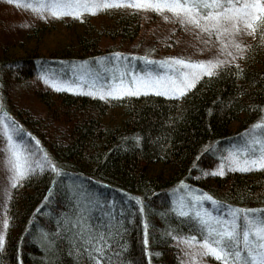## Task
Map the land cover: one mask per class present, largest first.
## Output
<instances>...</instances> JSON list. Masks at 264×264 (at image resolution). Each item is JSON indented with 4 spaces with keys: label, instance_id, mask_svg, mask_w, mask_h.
Segmentation results:
<instances>
[{
    "label": "trees",
    "instance_id": "obj_1",
    "mask_svg": "<svg viewBox=\"0 0 264 264\" xmlns=\"http://www.w3.org/2000/svg\"><path fill=\"white\" fill-rule=\"evenodd\" d=\"M7 4L0 3V113L6 111L30 134L26 140H38L63 172L37 169L11 188L3 210L11 226L3 229L0 264H97V255L100 264H187L178 237L192 233L171 211L183 197L199 190L221 205L264 209V169H226L222 176L201 172L214 167L220 148L264 120V27L179 98L145 93L101 99L33 84L34 112L7 92L11 84L30 86L36 68L65 69L102 57L121 67L146 65L141 57L180 56L167 52L178 50L174 42L182 32L174 28L179 21L161 27L142 9L127 6L83 12L82 18H41ZM5 154L0 145V161ZM73 190L81 203L85 197L101 202L87 205L94 224L111 220L116 226L108 257L90 258L82 241L64 230L75 215ZM132 197L143 202V213ZM202 263L221 264L210 255Z\"/></svg>",
    "mask_w": 264,
    "mask_h": 264
},
{
    "label": "snow or ice",
    "instance_id": "obj_2",
    "mask_svg": "<svg viewBox=\"0 0 264 264\" xmlns=\"http://www.w3.org/2000/svg\"><path fill=\"white\" fill-rule=\"evenodd\" d=\"M9 2L19 4L21 0H9ZM125 6L134 9H152L157 12L168 10L179 17L181 24H192L209 34L214 31L217 39L225 35L228 40H233L234 34L241 30V26L251 33L264 27V0H26L24 3V7L39 13L41 18H46L43 16L44 11L57 18L65 14L81 17L83 12L94 15L98 10ZM164 18L168 19L167 16ZM235 47L240 49L243 45L235 43ZM120 55L117 53L116 57ZM240 55L243 53L241 52ZM140 59L145 61L147 70L137 73L128 71L127 65L123 66V71L112 66L115 71L108 75L109 69L99 66L97 74L93 75L90 71L81 75L80 79L84 80L86 76H90L93 86H99V91H93L91 94L99 95L101 99L122 97L125 94L139 95L142 90L179 98L192 86L190 79H198L199 75L204 73L212 75L216 65L222 63L220 60H193L180 56H169L161 60H152L148 57ZM160 68L169 71H160ZM186 69L196 71L189 72ZM39 76L44 83L59 90L58 84L50 79L48 74L41 72ZM63 83L67 85L68 81ZM160 89H163L162 93ZM68 90L72 91L73 88L68 87ZM252 127L253 130L247 134L246 140L239 145H232L228 157H221L220 167L212 170L213 175H224L225 168L239 167L242 171L264 169V120L258 121ZM25 136L30 134L24 133L6 111L0 113V145L6 153L5 167L10 181L3 190L6 197L5 209L11 188L19 186L24 178L34 174L37 169L51 170L57 176L63 172L56 161L39 147L38 140L34 137L26 140ZM135 139L139 141L140 137L137 136ZM207 174L205 172V175ZM180 183L183 185L184 181ZM47 199L46 196L45 200ZM73 199L77 201L75 215L64 230L72 232L74 241H82L90 258L96 253L108 257L106 249L113 243V236L118 234L116 226L111 220L99 226L92 222L87 205L96 206L101 203L100 201L85 197L84 203H81L76 190H73ZM131 199L137 201L139 211L143 213L144 205L140 198ZM205 200L210 202L212 207H205L203 203ZM220 207L225 208L224 213L214 211ZM136 210L134 207L133 211ZM171 211L185 219L189 232L192 233L186 237H178L192 249L191 252L186 253L190 257L189 264H199V257L204 255L214 257L221 264H264V209H241L221 205L212 195L197 190L189 199H181L178 206H174ZM10 220L11 217L5 211L3 229L6 230L11 226ZM145 228L147 229V223ZM147 236L146 231V245ZM4 239V232L0 231V247L3 246ZM39 239L46 240L47 233ZM48 243L51 245L52 242ZM197 244L200 247H196ZM145 251H148L147 248ZM100 260L101 256L97 255V264H100Z\"/></svg>",
    "mask_w": 264,
    "mask_h": 264
},
{
    "label": "rangeland",
    "instance_id": "obj_3",
    "mask_svg": "<svg viewBox=\"0 0 264 264\" xmlns=\"http://www.w3.org/2000/svg\"><path fill=\"white\" fill-rule=\"evenodd\" d=\"M7 2L10 7L16 10H20L22 12H25L27 14H32L36 16H41L39 13L34 12L31 8L24 7V3L26 0H21L19 4H13L10 3L9 0H0V3ZM143 16L145 15H151V17L154 19L156 23H158L161 27H173L176 23L172 21H179V17L174 15L172 12L168 10H163L160 12H157L152 9H142ZM49 15L47 11L43 12V16ZM167 16L168 19H165L164 17ZM203 23V21H202ZM179 27V28H178ZM175 29H179L182 36L179 39H175L173 35H171V39L173 42V39H175L174 45L178 47L177 51L167 52L171 54H179L181 57L184 58H190L193 60H207V59H214V60H220L223 61L224 59H232L235 56V53L239 50L235 47V43L241 44L242 40L247 38L246 36L251 34V32L244 30L243 26H241V30L234 34L233 40H228L227 36L222 35L220 39L216 38L215 32L213 31L212 34H209L207 31H202L200 28L184 23L181 24L179 22L178 26L174 27ZM170 40V36L163 40V44L168 43ZM170 45H173V43H170ZM167 53L165 54H159L162 56H167ZM212 54V55H211ZM161 56V57H162ZM156 58L160 59L159 56ZM171 63V62H169ZM121 62L117 61H104V60H95L92 63H77L73 65L67 66L65 69H59V68H53V69H40L36 68L35 73L32 78H30V86H24L22 89L19 88L18 85L11 84L9 85V91L7 92L8 97H10L12 100H19L22 101V103L30 109H32L34 112L36 111L35 108L32 106V101L30 97V92L33 84H39L47 88H52L53 90H57L56 88H53L50 84H46L43 82V80L40 79L39 74L41 72H44L49 75L50 79H53L54 82L58 84L59 90H65L67 92L71 93H80V94H87L92 95L91 92L93 91H99V86H93L91 82V77L86 76L84 80H81V75L87 74L91 71L93 75L97 74V70L99 66H103L105 68L109 69L108 75H111L115 69L112 66H116L120 68L121 71L124 70V67H121ZM155 68L156 66H152ZM180 67V66H177ZM147 65H131L130 67L127 66L128 71L132 72H142L147 70ZM160 71H169L168 69L160 68ZM186 71L193 72L196 71L194 69H186ZM206 74V73H204ZM118 75V73H117ZM203 75V74H202ZM201 76V75H199ZM196 79H190L189 82L193 84V82ZM64 81H68L67 85H64ZM68 87H72L73 90L69 91ZM163 92V89H160V93ZM145 93H157L153 91H144L142 90L140 94ZM97 97H100L99 95H95ZM124 96H129V94H125ZM13 105V104H12ZM246 137H242L238 139L234 144L232 145H239L243 140H246ZM225 146L220 148L217 153L215 154L216 164L212 168H206L203 169L201 172L203 175H205V172L209 174H212L213 169H218L220 167L221 157H228L229 156V149L231 146ZM235 155V153H233ZM6 156V154H5ZM228 168H225V170ZM239 169V167L235 168ZM10 181L8 180V171L5 167V157L2 161H0V231H3V210L5 208V202L6 197L4 195V188L5 186L9 185ZM190 197H183L182 199H189ZM179 204V203H178ZM214 211H218L220 213H224V210L214 209ZM184 256L187 258V264H189L190 257L186 255V253L191 252L192 249L188 247L186 243L182 241ZM196 247H200V245H196ZM204 258H208V255H204L199 257V264H203L202 260ZM209 263V261H208Z\"/></svg>",
    "mask_w": 264,
    "mask_h": 264
}]
</instances>
